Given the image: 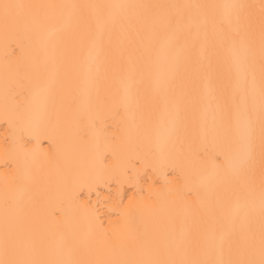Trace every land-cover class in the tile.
<instances>
[{
  "label": "snow or ice",
  "instance_id": "1",
  "mask_svg": "<svg viewBox=\"0 0 264 264\" xmlns=\"http://www.w3.org/2000/svg\"><path fill=\"white\" fill-rule=\"evenodd\" d=\"M0 60V264H264V0H0Z\"/></svg>",
  "mask_w": 264,
  "mask_h": 264
},
{
  "label": "bare ground",
  "instance_id": "2",
  "mask_svg": "<svg viewBox=\"0 0 264 264\" xmlns=\"http://www.w3.org/2000/svg\"><path fill=\"white\" fill-rule=\"evenodd\" d=\"M25 2H31V3H52V2H61V0H25ZM122 2H129V3H152V2H159V0H122ZM244 2L247 3H253L258 4L259 0H244ZM3 71V63L2 60H0V72ZM2 127V126H0ZM3 142V134L0 132V144ZM51 172V170H49ZM54 174V173H52ZM3 184V174L0 173V186Z\"/></svg>",
  "mask_w": 264,
  "mask_h": 264
}]
</instances>
